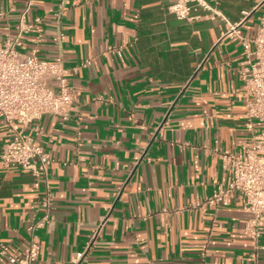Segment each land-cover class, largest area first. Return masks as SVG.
Masks as SVG:
<instances>
[{"label":"crops","instance_id":"crops-1","mask_svg":"<svg viewBox=\"0 0 264 264\" xmlns=\"http://www.w3.org/2000/svg\"><path fill=\"white\" fill-rule=\"evenodd\" d=\"M217 1L225 19H179L173 0L37 1L44 58L56 53L61 13L75 101L67 120L46 114L25 126L54 158L38 185L30 171L4 167L11 132L0 118V243L10 254L35 235L40 264H73L81 253L78 264H264L241 198L199 204L231 177L221 152L250 138L237 73L245 51L226 31L241 22L253 36L264 18V0ZM23 3L0 0V40ZM31 46L29 35L23 50ZM47 185L48 219L32 233ZM0 264L16 263L0 253Z\"/></svg>","mask_w":264,"mask_h":264},{"label":"built area","instance_id":"built-area-1","mask_svg":"<svg viewBox=\"0 0 264 264\" xmlns=\"http://www.w3.org/2000/svg\"><path fill=\"white\" fill-rule=\"evenodd\" d=\"M37 1L24 0L18 10L14 32L0 40V118L11 132L2 148L1 159L5 168L22 167L30 171L36 178V185L47 174L54 158L26 133L25 126L46 114L67 120L75 101L70 72L64 64L63 48L67 34L61 24V13H54L57 23V33L53 38L56 53L53 58H44L40 55V45L45 38L44 20L40 15L31 16ZM12 10L17 11L15 8ZM168 10L182 20H191L200 14L225 19L217 0H173ZM4 15L0 12V17ZM29 35L32 46L23 50ZM226 35L240 38L245 51L237 73L245 88V124L250 138L237 153L227 149L221 152L231 177L229 181L218 184L213 193L199 204L228 206L235 198H241L244 208L253 215L247 222L246 233L256 245L264 248L259 244L264 235V18L253 36L242 33L241 22L229 24ZM52 197L47 185L41 203L45 213L29 227L32 233L46 223ZM101 226L92 234L88 247L95 242ZM0 253L16 264H40L41 245L33 235L20 253L10 254L5 243H0ZM82 256L83 253L78 254L73 264H78Z\"/></svg>","mask_w":264,"mask_h":264}]
</instances>
